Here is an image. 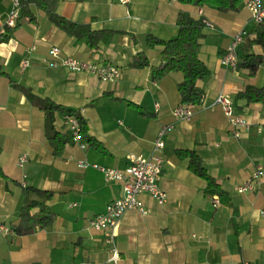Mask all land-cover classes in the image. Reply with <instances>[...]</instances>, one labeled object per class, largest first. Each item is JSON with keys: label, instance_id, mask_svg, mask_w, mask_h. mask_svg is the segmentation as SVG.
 Returning <instances> with one entry per match:
<instances>
[{"label": "crops", "instance_id": "crops-1", "mask_svg": "<svg viewBox=\"0 0 264 264\" xmlns=\"http://www.w3.org/2000/svg\"><path fill=\"white\" fill-rule=\"evenodd\" d=\"M249 1L244 0L239 12L223 13L181 0L127 4L59 0L60 16L93 31L113 33L97 50L60 29L36 6L31 9L33 21L21 15L11 38L0 43L5 73L0 77V172L4 174H0V224L12 231L19 225L28 188L52 192L48 206L56 218L49 227H37L28 235L0 231V264H264V104L239 98L249 86L264 88V46L248 44L257 38ZM14 2L0 0V15L6 16ZM182 12L204 22L198 56L209 70L197 83L203 100L192 105L190 121H178L173 115L182 104L183 73L153 78L152 69L162 64L163 48L147 42L149 36L163 41L177 38ZM243 29L248 37L239 60L245 54L263 57L254 76L247 67L232 70L222 64L234 36ZM53 47L61 50L60 60L115 66L121 77L103 82L61 65L52 68ZM139 56L150 65L135 67ZM26 60L29 66L23 70ZM222 93L234 99L236 112L252 125L239 138L215 105ZM47 99L85 119L88 136L94 140L85 142L86 150L72 142L60 112L55 114V129L67 141L58 147L51 143L47 116L39 107L40 100ZM170 125L173 131L162 151L160 180L167 202L160 206L142 195L149 213L128 212L114 232L113 245L105 232L91 227V221L124 196L123 183H108L102 173L81 169L79 162L124 172L130 156L153 154L160 131ZM186 150L199 156L216 186L209 187L190 169V159L179 155ZM24 156L28 161L20 167ZM258 167L263 169L259 186L239 193ZM114 247L118 261L113 258Z\"/></svg>", "mask_w": 264, "mask_h": 264}, {"label": "trees", "instance_id": "trees-1", "mask_svg": "<svg viewBox=\"0 0 264 264\" xmlns=\"http://www.w3.org/2000/svg\"><path fill=\"white\" fill-rule=\"evenodd\" d=\"M185 4L197 7L210 6L216 8L223 13L239 12L244 0H181ZM23 17L31 18L33 15L31 9L33 6L42 9L47 13L51 22L71 36L85 40L93 49L97 50L99 44L103 40H110L113 37L112 32L93 31L88 25L76 24L57 13L59 0H19ZM21 20V18H20ZM18 22V25L20 23ZM17 25V27H18ZM16 27V28H17ZM15 28V29H16ZM179 34L177 38L170 41H163L153 36L147 39L150 47L160 46L162 51V64L152 69L153 78L162 79L173 72H181L184 75V81L179 85V92L182 98V104L199 105L203 100V92L198 88L199 80L208 76L209 70L205 64L199 59L198 53L201 47V39L203 38L204 22L194 19L190 14L182 12L178 18ZM15 29H9L6 36L0 38V43L6 42L11 38ZM257 38L249 40L248 44H261L264 46V24L256 25L254 30ZM108 36V37H106ZM263 62L262 56L253 54H245L239 60L238 68L247 67L250 69L251 76L256 75L259 67ZM135 67H148L149 60L145 56H139L133 63ZM5 76L0 66V77ZM240 99L246 100L248 104L260 103L264 104V88L249 86L242 94ZM39 107L46 113L47 137L51 143L58 147L67 141L66 137L60 136L55 129V114L60 112L74 113L66 108L57 105L51 100H40ZM80 123L83 140L92 143L94 140L88 136V127L85 119L79 114L74 113ZM1 152V150H0ZM179 155L183 158L190 159V169L199 177L208 182L209 187L216 186L215 179L208 173L207 169L202 165L201 159L193 151H179ZM0 174L4 175L2 172ZM26 201L21 208L20 223L15 228V233L19 235L31 234L37 227L47 228L55 221V214L48 206L53 194L49 191L28 188L26 190Z\"/></svg>", "mask_w": 264, "mask_h": 264}, {"label": "built area", "instance_id": "built-area-1", "mask_svg": "<svg viewBox=\"0 0 264 264\" xmlns=\"http://www.w3.org/2000/svg\"><path fill=\"white\" fill-rule=\"evenodd\" d=\"M121 4H127L129 0H118ZM247 8L251 12L252 22L254 25L264 24V2L262 0H250ZM21 6L19 0H15L12 10L6 15H0V38L7 35L9 29H15L21 18ZM248 37V31L243 29L239 31L233 38L231 45L228 47L222 64L227 69L237 70L239 64V50ZM34 49V48H33ZM50 63L52 68L59 65L65 67L73 73H87L98 77L103 82H115L121 77V71L115 66H100L95 63L84 62L75 58H65L60 60L61 50L53 47L50 50ZM29 66L26 60L22 65L25 70ZM220 106L224 115L232 126L234 135L239 138L243 132L251 129V123L242 115L236 112L234 99L227 94H220L215 102ZM159 105H156V109ZM174 117L178 121H190L194 115V108L189 104H181L174 112ZM63 122L71 134V140L74 144L80 146L82 150L87 149V144L83 140V133L77 116L74 113L63 114ZM173 131V126H165L160 131L155 143V149L151 156H130L129 166L126 171L122 172L112 168L91 164L86 161L79 162L81 169H94L102 173L106 182H121L124 186V196L109 204L105 214L98 216L91 221V227L98 232H105L109 237V242L114 245L115 230L117 229L121 219L130 211H138L144 215L149 213L143 201L140 199L142 195L151 196L160 206L167 202V194L160 187V180L164 168V157L162 151L165 148L166 138ZM27 157H22L19 166L23 167L27 163ZM263 175L262 167H258L252 178L238 188L241 194L255 191L261 182ZM214 204L218 206V198H214ZM264 216V211L262 212ZM0 231L14 233V231L0 224ZM114 260L118 261L119 252L117 248H113Z\"/></svg>", "mask_w": 264, "mask_h": 264}]
</instances>
